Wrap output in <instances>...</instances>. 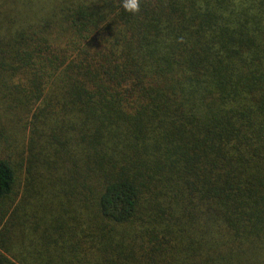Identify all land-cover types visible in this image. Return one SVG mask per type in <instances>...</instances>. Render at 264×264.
<instances>
[{
    "label": "trees",
    "instance_id": "trees-1",
    "mask_svg": "<svg viewBox=\"0 0 264 264\" xmlns=\"http://www.w3.org/2000/svg\"><path fill=\"white\" fill-rule=\"evenodd\" d=\"M18 1L0 264H264V0Z\"/></svg>",
    "mask_w": 264,
    "mask_h": 264
},
{
    "label": "rangeland",
    "instance_id": "rangeland-1",
    "mask_svg": "<svg viewBox=\"0 0 264 264\" xmlns=\"http://www.w3.org/2000/svg\"><path fill=\"white\" fill-rule=\"evenodd\" d=\"M15 2L18 5H16L13 0H0V21H3L14 27H16L21 22V16H25V5H21L18 0ZM20 134L21 135L18 138L22 140L24 134Z\"/></svg>",
    "mask_w": 264,
    "mask_h": 264
},
{
    "label": "clouds",
    "instance_id": "clouds-1",
    "mask_svg": "<svg viewBox=\"0 0 264 264\" xmlns=\"http://www.w3.org/2000/svg\"><path fill=\"white\" fill-rule=\"evenodd\" d=\"M119 6L124 11L136 15L141 11V0H120Z\"/></svg>",
    "mask_w": 264,
    "mask_h": 264
}]
</instances>
